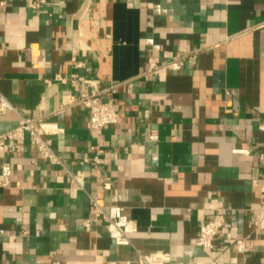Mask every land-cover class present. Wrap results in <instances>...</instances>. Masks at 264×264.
<instances>
[{
  "label": "crops",
  "instance_id": "0c3cea01",
  "mask_svg": "<svg viewBox=\"0 0 264 264\" xmlns=\"http://www.w3.org/2000/svg\"><path fill=\"white\" fill-rule=\"evenodd\" d=\"M92 89L119 114L99 133L86 107L67 104ZM0 95L12 105L0 132L40 118L58 158L41 157L28 134L0 150V166L11 165L0 264H136V249L167 252L166 264H264L253 225L264 193V0H0ZM93 197L124 207L131 244L110 238ZM223 207L212 247L197 244Z\"/></svg>",
  "mask_w": 264,
  "mask_h": 264
},
{
  "label": "built area",
  "instance_id": "2783aa9c",
  "mask_svg": "<svg viewBox=\"0 0 264 264\" xmlns=\"http://www.w3.org/2000/svg\"><path fill=\"white\" fill-rule=\"evenodd\" d=\"M46 0H33V6L40 8ZM175 58L182 59V55H177ZM148 72L155 73L157 66L151 63L148 66ZM102 89H92L89 91H79L72 94L67 104L68 105H82L88 109L89 118L87 120V127L99 133L108 125L116 123L119 118L118 112L113 105L104 101L101 98ZM12 105L2 95H0V113H5L11 109ZM48 129L46 122L40 118L20 117L18 124L4 132H0V150L9 148L11 150L18 148V141L23 138L25 134L29 135V140L36 148L41 157L49 158L52 161H57L58 158L52 147L51 140L45 135ZM150 139H156L153 132L148 133ZM93 173L99 170V165L102 162L97 156L93 157ZM11 175V165L3 162L0 166V187H6L9 184ZM71 178L79 187L83 186V179L80 176L70 173ZM91 203L94 207L95 217L100 216L105 222L108 235L116 244H131L128 233L135 229V223L125 209L121 205H108L107 208L102 205L98 198H91ZM229 207L216 209L199 227L197 244L210 248L213 245V240L226 223L228 218ZM89 224V220L85 221ZM253 225L256 229L264 230V193L260 195L259 204L256 208L253 217ZM232 248L240 253L247 250V242L245 237H237L234 239ZM169 260V254L162 250L153 251L150 253H143L136 249V257L134 259L136 264H166Z\"/></svg>",
  "mask_w": 264,
  "mask_h": 264
}]
</instances>
